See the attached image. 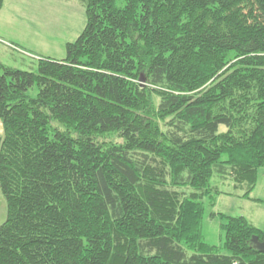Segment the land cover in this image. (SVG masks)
I'll return each instance as SVG.
<instances>
[{
  "label": "trees",
  "instance_id": "obj_1",
  "mask_svg": "<svg viewBox=\"0 0 264 264\" xmlns=\"http://www.w3.org/2000/svg\"><path fill=\"white\" fill-rule=\"evenodd\" d=\"M84 1L66 58L0 63V264H264L246 217L203 232L264 167V0Z\"/></svg>",
  "mask_w": 264,
  "mask_h": 264
},
{
  "label": "rangeland",
  "instance_id": "obj_2",
  "mask_svg": "<svg viewBox=\"0 0 264 264\" xmlns=\"http://www.w3.org/2000/svg\"><path fill=\"white\" fill-rule=\"evenodd\" d=\"M124 6L125 0H118ZM87 24L86 3L84 0H4L0 10V63L27 71H37L40 58L58 60L66 58V46L76 41ZM18 49H10V44ZM10 50V51H9ZM32 97L38 93L37 86L29 91ZM156 104L160 98L153 96ZM226 126L221 125V130ZM4 130L0 121V148ZM108 141L123 142L118 135H109ZM213 185L221 190L215 195L216 203L211 207L207 202V214L203 232L207 242L221 246L224 232L222 220L211 218L209 213L216 211L230 216H244L251 223L264 229V167L259 170L258 183L250 197H244V188H236L231 175L215 174ZM191 188H184L189 194ZM7 219V202L0 190V226ZM226 253V251H224Z\"/></svg>",
  "mask_w": 264,
  "mask_h": 264
},
{
  "label": "water",
  "instance_id": "obj_3",
  "mask_svg": "<svg viewBox=\"0 0 264 264\" xmlns=\"http://www.w3.org/2000/svg\"><path fill=\"white\" fill-rule=\"evenodd\" d=\"M252 243L257 250L264 253V241H261L257 235L253 236Z\"/></svg>",
  "mask_w": 264,
  "mask_h": 264
},
{
  "label": "crops",
  "instance_id": "obj_4",
  "mask_svg": "<svg viewBox=\"0 0 264 264\" xmlns=\"http://www.w3.org/2000/svg\"><path fill=\"white\" fill-rule=\"evenodd\" d=\"M10 46H11L10 49H18L19 51L21 50V48L18 45H16V44L11 43ZM20 53H22V51H20Z\"/></svg>",
  "mask_w": 264,
  "mask_h": 264
}]
</instances>
